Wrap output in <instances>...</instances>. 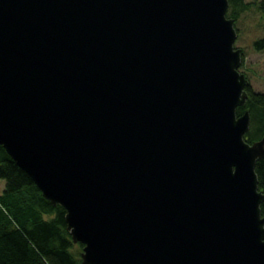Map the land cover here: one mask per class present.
Wrapping results in <instances>:
<instances>
[{
    "label": "water",
    "instance_id": "water-1",
    "mask_svg": "<svg viewBox=\"0 0 264 264\" xmlns=\"http://www.w3.org/2000/svg\"><path fill=\"white\" fill-rule=\"evenodd\" d=\"M228 0H0V146L82 264H264Z\"/></svg>",
    "mask_w": 264,
    "mask_h": 264
},
{
    "label": "trees",
    "instance_id": "trees-1",
    "mask_svg": "<svg viewBox=\"0 0 264 264\" xmlns=\"http://www.w3.org/2000/svg\"><path fill=\"white\" fill-rule=\"evenodd\" d=\"M227 17L234 23L248 8L244 0H228ZM264 16V0L251 2ZM256 51L264 50V37L254 42ZM242 52V61L244 53ZM248 98L236 109L250 114V128L245 140L252 143L264 137V90L255 91L250 82L246 86ZM258 188L264 193V157L255 164ZM0 178L5 188L0 195V264H82L83 245L74 251L66 228V211L52 205L36 187L31 177L21 169L0 146ZM264 215V202L260 205Z\"/></svg>",
    "mask_w": 264,
    "mask_h": 264
},
{
    "label": "rangeland",
    "instance_id": "rangeland-1",
    "mask_svg": "<svg viewBox=\"0 0 264 264\" xmlns=\"http://www.w3.org/2000/svg\"><path fill=\"white\" fill-rule=\"evenodd\" d=\"M244 1L250 5L241 12L239 18L234 23V27L237 31L234 46L241 49L244 53V59L239 67V71L249 80L253 90L263 91L264 50L256 51L254 49V42L264 37V16L258 10L257 5L251 3L257 0ZM4 188L5 180L0 178V195L3 193ZM73 249L74 251L78 250L77 243H75Z\"/></svg>",
    "mask_w": 264,
    "mask_h": 264
}]
</instances>
